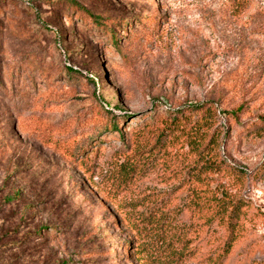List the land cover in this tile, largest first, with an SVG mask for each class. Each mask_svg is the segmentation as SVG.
Listing matches in <instances>:
<instances>
[{
	"label": "rangeland",
	"instance_id": "1",
	"mask_svg": "<svg viewBox=\"0 0 264 264\" xmlns=\"http://www.w3.org/2000/svg\"><path fill=\"white\" fill-rule=\"evenodd\" d=\"M204 103L245 171L202 174L246 204L224 264H264V0H0V264H158L135 252L140 223H194L196 191L188 146L156 134ZM104 111L126 116V141L90 130ZM227 233L213 224L190 249Z\"/></svg>",
	"mask_w": 264,
	"mask_h": 264
},
{
	"label": "trees",
	"instance_id": "2",
	"mask_svg": "<svg viewBox=\"0 0 264 264\" xmlns=\"http://www.w3.org/2000/svg\"><path fill=\"white\" fill-rule=\"evenodd\" d=\"M248 3L246 1L241 4L243 8L247 9L249 8ZM68 70L69 72H76L73 67L68 68ZM195 112L196 116L193 118ZM225 113L228 115L229 121L231 118L229 115L235 117L237 110L225 111ZM102 114L106 115H100L92 121L90 130L98 131L97 136H101L102 140L107 134H112L126 141V132L122 129L126 116H118L112 111H104ZM216 118L217 112L212 103L190 106L188 109L169 114L167 120L170 121L163 125V130L160 133L156 134L155 144H160V146H164L167 140L171 138L175 142L182 141L183 146H188L189 149L182 151V155L192 159L195 169H192L188 174V180L191 182L189 186L193 187L192 190L196 192L190 193L191 197L187 203V209L192 212L194 223L175 227L165 219L164 215L149 219V228L140 223L143 230L151 234V238L143 246L135 247V252H142L149 246L151 258L155 263L189 264L190 260H197L201 264H224L237 240L243 235L242 219L245 215L246 204L233 195L219 193L216 188L212 187L209 176L202 175L203 171L209 175L224 171L226 174L230 173L238 177L237 180L241 183L245 178L243 169L230 166L221 156L219 135L212 132L208 136V130L212 125L210 121H214ZM95 139L96 136L92 137L90 141ZM98 142H95V145H98ZM90 146H93L90 142L78 146L80 153L88 150L87 147ZM129 148L130 144L125 142L123 149L127 151ZM80 153L77 151L76 159L82 156ZM213 224L225 227L228 232L227 238L218 244L211 253L203 256V259L198 258L197 249L190 248L194 241L209 231ZM136 230L142 231L139 226H136ZM138 258H142L141 254Z\"/></svg>",
	"mask_w": 264,
	"mask_h": 264
}]
</instances>
